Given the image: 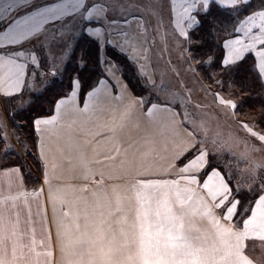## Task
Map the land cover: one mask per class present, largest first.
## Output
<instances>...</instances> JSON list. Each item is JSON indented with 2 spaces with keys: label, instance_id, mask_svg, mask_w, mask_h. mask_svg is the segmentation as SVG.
<instances>
[{
  "label": "snow or ice",
  "instance_id": "1",
  "mask_svg": "<svg viewBox=\"0 0 264 264\" xmlns=\"http://www.w3.org/2000/svg\"><path fill=\"white\" fill-rule=\"evenodd\" d=\"M70 60L39 187L0 117V264H264V0H0V99Z\"/></svg>",
  "mask_w": 264,
  "mask_h": 264
},
{
  "label": "trees",
  "instance_id": "2",
  "mask_svg": "<svg viewBox=\"0 0 264 264\" xmlns=\"http://www.w3.org/2000/svg\"><path fill=\"white\" fill-rule=\"evenodd\" d=\"M76 55L79 56V52H77ZM75 68H77L76 61L70 60L69 62L65 63L62 69L52 78H43L46 82H48V90L43 94L37 95L35 93H29L25 91L23 98L17 97L11 100L4 99L2 101V105L4 106V111L7 117V130L9 128L12 138L9 135L8 137L13 147L14 153L19 156L20 162L24 164L27 186L29 187H33L34 184L36 187H38L39 184L36 182L40 180L38 173L33 170L32 164L28 163L26 160L29 158L33 163H35L37 168L38 163L34 160L35 137L30 126L31 120L34 116L48 113L51 110L52 103L59 95L63 94L67 90L69 79L75 74L73 72V69ZM126 77L128 79L129 85L138 91L139 89L137 88L136 78L131 69L126 72ZM256 91H259V89H256ZM256 99H258V97L254 96L253 99L245 105V107L248 111H251L254 106V114L259 115V109L262 105L259 103H254ZM29 100H31V107L27 111L21 112L20 109L23 103L25 102L23 106H27ZM13 112L16 113L15 116L10 115ZM21 115L24 116L23 120L20 119ZM262 119H264V117H262ZM14 132L19 135L20 143H17L16 137L13 135ZM14 142L17 144V147ZM26 150L28 154H26ZM23 154L25 155V158ZM15 158L16 156L10 155L7 159L9 161H14ZM37 171L39 172V169Z\"/></svg>",
  "mask_w": 264,
  "mask_h": 264
},
{
  "label": "rangeland",
  "instance_id": "3",
  "mask_svg": "<svg viewBox=\"0 0 264 264\" xmlns=\"http://www.w3.org/2000/svg\"><path fill=\"white\" fill-rule=\"evenodd\" d=\"M165 60L168 59L167 56H165L164 58ZM172 60L173 62L175 63L176 62V55L174 54L173 57H172ZM64 65V64H63ZM45 66H48L47 64ZM63 67V66H62ZM62 67L59 68V70L57 72H59ZM161 68H164V63L163 61L161 62ZM54 75H52L51 73H48L46 74L43 78L44 79H49V78H52ZM169 78L173 81V83H177V81L180 79V77H175V76H172L171 73H169ZM187 82H188V85L189 87H197L198 88V85H195L193 83V81H191L190 79H188L187 77H184ZM7 99V98H6ZM5 99V100H6ZM4 99H0V117H2L4 119V121H7V117H6V114H5V111H4V106L2 105V101ZM7 100H11V99H7ZM25 104V102L23 103V105ZM203 113H206L208 116H212V113L214 111L213 108L209 107V108H204L201 110ZM242 111H248L246 109V107L244 106V108L242 109ZM254 114V113H253ZM255 115V114H254ZM7 124V123H6ZM8 127V125H7ZM210 127H211V131L209 132V138L211 139L212 136L216 133V132H219L220 133V136L218 137L219 139H227L228 137V134L229 132H231L233 130V125L231 123L230 120L224 118V117H221L220 118V121H219V127H217V122L215 119H212L211 120V124H210ZM8 135L12 138L11 136V133H10V130L8 128V130L6 129ZM13 141V140H12ZM15 143V142H14ZM16 147H17V144L15 143ZM13 148V147H12ZM24 158H25V155L23 154ZM28 163L32 164V168L34 171H36V173H38L39 175V172L37 171L39 168L37 166L36 168V165L35 163H33L29 158L26 159ZM37 162V161H36ZM38 163V162H37ZM223 163L225 164H228V163H231L232 165V169L233 171L236 173V178L237 179H243L244 177V173H242L240 170L244 168V165L242 163H240L239 165H237V162L236 161H223Z\"/></svg>",
  "mask_w": 264,
  "mask_h": 264
},
{
  "label": "crops",
  "instance_id": "4",
  "mask_svg": "<svg viewBox=\"0 0 264 264\" xmlns=\"http://www.w3.org/2000/svg\"><path fill=\"white\" fill-rule=\"evenodd\" d=\"M45 68L47 69L48 66H45ZM5 123H7V121H5ZM39 179H40V174H39ZM38 187H39V186H38ZM28 188H31V187L28 186Z\"/></svg>",
  "mask_w": 264,
  "mask_h": 264
}]
</instances>
